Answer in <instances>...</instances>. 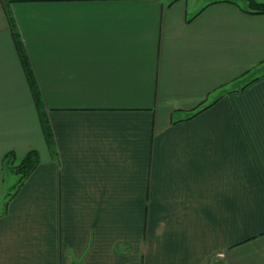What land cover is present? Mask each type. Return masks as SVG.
Wrapping results in <instances>:
<instances>
[{
	"label": "crops",
	"instance_id": "1",
	"mask_svg": "<svg viewBox=\"0 0 264 264\" xmlns=\"http://www.w3.org/2000/svg\"><path fill=\"white\" fill-rule=\"evenodd\" d=\"M263 69L245 0H0V264H264Z\"/></svg>",
	"mask_w": 264,
	"mask_h": 264
},
{
	"label": "trees",
	"instance_id": "2",
	"mask_svg": "<svg viewBox=\"0 0 264 264\" xmlns=\"http://www.w3.org/2000/svg\"><path fill=\"white\" fill-rule=\"evenodd\" d=\"M245 2H246V8L250 11V13L264 14V2H257L256 0H245ZM22 60L26 69V75L28 77V81L30 83L32 92L33 94H35L36 86L34 83V78L31 69L29 68L26 58L23 55H22ZM257 74H260L261 76L264 75V69L262 71H258ZM42 123H43L44 133L47 137L48 135L47 122L44 119H42ZM38 163H39L38 156L34 152H30L29 154H27L16 165L13 163V156L11 154H7L6 156H4L3 170L5 167H8L12 173L19 176L17 182L12 187V191L8 195H6V199L8 200L7 205L10 202V200L14 197L15 193H17V191L22 186V184L34 171Z\"/></svg>",
	"mask_w": 264,
	"mask_h": 264
},
{
	"label": "rangeland",
	"instance_id": "3",
	"mask_svg": "<svg viewBox=\"0 0 264 264\" xmlns=\"http://www.w3.org/2000/svg\"><path fill=\"white\" fill-rule=\"evenodd\" d=\"M239 3L241 5H243V1L239 2ZM18 177L19 176H17L14 173H12L11 170L8 167L4 168V177L3 178H4V182H5V186H6V193L5 194H9L12 191V187L17 182ZM3 199L0 201V213H1V210H2Z\"/></svg>",
	"mask_w": 264,
	"mask_h": 264
}]
</instances>
